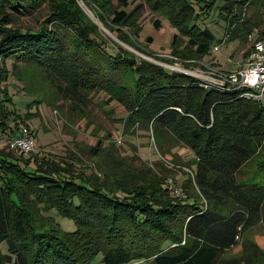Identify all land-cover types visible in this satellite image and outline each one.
I'll list each match as a JSON object with an SVG mask.
<instances>
[{
	"label": "trees",
	"instance_id": "trees-1",
	"mask_svg": "<svg viewBox=\"0 0 264 264\" xmlns=\"http://www.w3.org/2000/svg\"><path fill=\"white\" fill-rule=\"evenodd\" d=\"M212 1L152 0L153 9L164 10L187 39L183 42L191 49L189 59L199 60L212 38L195 24ZM1 2L25 11L39 5V0ZM92 3L101 10L95 0ZM129 3L118 0L111 10L114 25L132 22L141 3L127 10ZM154 24L160 25L158 20ZM96 31L77 0L51 3L36 30L13 26L11 15L4 13L0 82L5 61L11 58L13 67L21 62L40 68L66 98L77 103H84L90 93L106 94L124 108L129 120L159 134L169 132L193 151V175L188 180L197 195H171L161 176L147 181L134 171L105 173L103 183L93 173L75 172L71 161L14 158L0 148V264H92L98 255L97 264L134 260L257 264L261 251L252 241L238 256L222 259L220 255L257 221L264 206V183L238 179L246 162L258 153L264 171L261 103L243 95L241 88L203 86L189 74L146 60L137 63L120 49L111 52L104 41L97 42ZM70 32L77 35L75 42ZM91 33L94 37H89ZM259 34L264 37V26ZM172 43L175 52L181 42L174 36ZM125 64L134 81L130 91L119 82ZM0 97L4 119L1 103L6 97L3 93ZM4 124L0 122L3 130ZM111 185L112 189L106 188ZM57 216L70 220L74 228L61 227ZM165 241L169 245L163 247Z\"/></svg>",
	"mask_w": 264,
	"mask_h": 264
},
{
	"label": "rangeland",
	"instance_id": "rangeland-1",
	"mask_svg": "<svg viewBox=\"0 0 264 264\" xmlns=\"http://www.w3.org/2000/svg\"><path fill=\"white\" fill-rule=\"evenodd\" d=\"M66 1L39 0L38 6L25 11L10 9L0 0V18L8 13L13 26L36 30L50 12L51 3ZM95 1L101 10L92 0H83V4L77 0V3L96 25L97 42L104 41L102 44L109 51L120 49V53L137 63L146 60L173 71L198 61L188 58L191 49L183 42L186 40L187 43V39L164 10L153 9L152 0H129L127 10L135 3H141V8L127 26L114 25L110 21L111 10L118 0ZM155 20L160 23L158 27ZM195 24L212 35L206 52L199 60L211 62L217 69L233 71L244 60L250 44L256 38H262L259 30L264 26V0H213L211 7L195 18ZM75 36V32H70L72 41ZM174 36L182 44L177 43V51L172 52ZM89 37H94V34ZM215 44L219 47L217 51L212 50ZM12 62L11 58L6 59V71L0 82V93L6 97L1 103L5 117L0 118V122H5L6 128L3 130L0 126V148L11 157L65 159L73 163L75 172L93 173L103 183L105 173L118 175L134 171L146 176L147 181L161 176L169 194L182 193V197L197 195V188L191 181L195 162L193 151L175 135L169 132L159 134L150 127L129 120L124 108L117 101L108 100L102 92L87 94L84 103L72 101L40 68L21 62L13 67ZM119 82L127 90H132L134 81L127 64L121 70ZM261 105L264 110V94ZM19 122L22 123L19 125L27 126L35 137V150L31 153L23 154L7 148L8 141L19 134L16 126ZM261 158L258 153L247 161L238 179L264 183V171L259 166ZM13 184L19 185V181L13 179ZM175 189L178 193L174 192ZM57 222L64 229L74 228L66 218L57 216ZM248 241L254 242L261 251L257 264H264V206L257 221L246 229L234 246L222 252L220 258L244 253ZM168 245L169 241L163 243V247ZM2 249L4 251L5 247ZM97 263L99 255L92 262ZM127 264L151 263L134 260Z\"/></svg>",
	"mask_w": 264,
	"mask_h": 264
},
{
	"label": "built area",
	"instance_id": "built-area-1",
	"mask_svg": "<svg viewBox=\"0 0 264 264\" xmlns=\"http://www.w3.org/2000/svg\"><path fill=\"white\" fill-rule=\"evenodd\" d=\"M78 2L83 4V0H78ZM218 49V44L212 47L213 51ZM175 71L195 77L203 86L218 84L241 88L243 95L261 103L264 94V37L256 38L250 44L244 60L233 71L217 69L202 60H198L196 64L188 67H179ZM34 140L32 131L27 126L20 125L18 136L8 141V149L23 154L31 153L35 150ZM174 192L178 193L176 189Z\"/></svg>",
	"mask_w": 264,
	"mask_h": 264
}]
</instances>
